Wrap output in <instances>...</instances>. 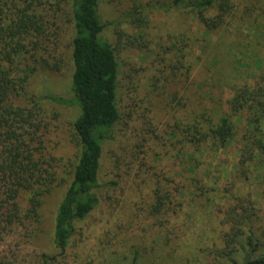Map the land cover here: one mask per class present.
<instances>
[{
    "label": "rangeland",
    "instance_id": "1",
    "mask_svg": "<svg viewBox=\"0 0 264 264\" xmlns=\"http://www.w3.org/2000/svg\"><path fill=\"white\" fill-rule=\"evenodd\" d=\"M173 1L99 0L100 19L108 23L101 37L118 63L119 119L101 153L98 204L75 223L61 254L52 243L53 217L77 160L79 114L76 105L52 99L73 98L66 6L52 40L29 52L34 72L15 101L32 113L39 153L56 179L36 220L1 236L0 258L43 264L45 253L54 258L47 264H213L225 248V213L238 204L247 219L224 264H241L252 248L247 238L260 239L264 152L254 150L252 161L241 162L245 115L220 149L210 140L190 143L186 129L199 115L216 120L229 113L232 87L264 86V0H230L224 23L212 31ZM158 201L164 202L159 211ZM248 203V211L241 208ZM255 247L253 256L262 252Z\"/></svg>",
    "mask_w": 264,
    "mask_h": 264
},
{
    "label": "trees",
    "instance_id": "2",
    "mask_svg": "<svg viewBox=\"0 0 264 264\" xmlns=\"http://www.w3.org/2000/svg\"><path fill=\"white\" fill-rule=\"evenodd\" d=\"M173 2L182 5L206 31L221 26L231 8L230 0ZM64 6L68 8V23L72 25L73 98L52 99L76 105L79 114L73 123L77 160L53 217L52 243L60 254L67 248L75 223L98 204L101 153L119 119L118 63L111 44L101 37L108 23L100 19L99 0H0V238L36 220L42 200L53 190L55 173L39 153L35 119L15 100L34 72L27 63L29 52L32 51L30 56L35 55L45 47L44 41L52 40L58 32L57 20L62 19ZM212 11L216 14L211 15ZM232 88L233 96L227 101L229 113L216 120L206 114L199 115L188 124L186 133L194 145L210 140L220 149L233 139L236 120L245 115L249 136L240 158L244 164L253 160L254 150L264 152V86L256 84L251 88L243 84ZM165 195L168 196L165 201L170 203L173 195ZM163 204L158 201L154 208L159 211L164 208ZM241 205L247 211L252 207V203ZM238 206L231 205L225 213L228 224L223 237L225 248L215 255L213 264H224L232 256L229 249L238 241L247 219L243 210L242 214L236 211ZM247 244L252 248L244 253L241 264H264V231L256 241L248 237ZM255 246L262 252L253 256L257 251ZM211 253L214 252L209 249L208 254ZM41 259L47 264L54 258L43 253ZM14 261L9 263L5 256L0 258V264H16Z\"/></svg>",
    "mask_w": 264,
    "mask_h": 264
}]
</instances>
